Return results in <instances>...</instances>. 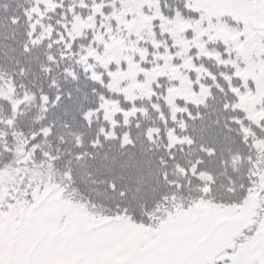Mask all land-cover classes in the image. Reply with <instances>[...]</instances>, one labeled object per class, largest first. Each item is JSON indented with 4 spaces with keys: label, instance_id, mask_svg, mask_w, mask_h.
<instances>
[{
    "label": "snow or ice",
    "instance_id": "obj_1",
    "mask_svg": "<svg viewBox=\"0 0 264 264\" xmlns=\"http://www.w3.org/2000/svg\"><path fill=\"white\" fill-rule=\"evenodd\" d=\"M0 264H264V0H0Z\"/></svg>",
    "mask_w": 264,
    "mask_h": 264
}]
</instances>
